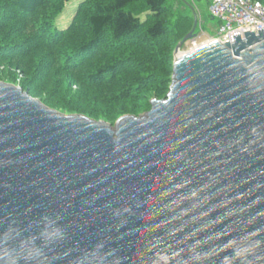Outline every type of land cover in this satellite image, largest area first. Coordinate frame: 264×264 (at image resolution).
Wrapping results in <instances>:
<instances>
[{"label":"water","instance_id":"water-1","mask_svg":"<svg viewBox=\"0 0 264 264\" xmlns=\"http://www.w3.org/2000/svg\"><path fill=\"white\" fill-rule=\"evenodd\" d=\"M114 125L0 83V264H264V30L178 57Z\"/></svg>","mask_w":264,"mask_h":264},{"label":"trees","instance_id":"trees-1","mask_svg":"<svg viewBox=\"0 0 264 264\" xmlns=\"http://www.w3.org/2000/svg\"><path fill=\"white\" fill-rule=\"evenodd\" d=\"M72 1L0 0V81L18 69L50 109L110 125L140 117L172 82V0H81L58 28Z\"/></svg>","mask_w":264,"mask_h":264},{"label":"built area","instance_id":"built-area-1","mask_svg":"<svg viewBox=\"0 0 264 264\" xmlns=\"http://www.w3.org/2000/svg\"><path fill=\"white\" fill-rule=\"evenodd\" d=\"M195 4L196 0H192ZM208 14L218 28L212 33L203 29V23L196 20L197 26L191 41V51L212 42L226 43L235 36L244 37L245 33L259 34L264 30V5L254 0H207ZM207 37L208 39H206ZM205 38L207 42L199 44Z\"/></svg>","mask_w":264,"mask_h":264},{"label":"rangeland","instance_id":"rangeland-1","mask_svg":"<svg viewBox=\"0 0 264 264\" xmlns=\"http://www.w3.org/2000/svg\"><path fill=\"white\" fill-rule=\"evenodd\" d=\"M79 1H81V0H73L71 2V4L66 9V11H64L62 16L60 17V23H57L58 28H62L63 25L67 24V22L71 20V18L75 14V11L78 7L77 4H79ZM171 5H172V7H171V9H172L171 23H173V25L176 27L175 31H177V33L180 34V39L178 41V44L193 30L194 25H195V21L197 19L203 23V29L208 34L217 30L218 22L212 21L211 18L209 17L208 8H207V6H208L207 0H196L195 4H193L192 0H185V1L172 0ZM182 17H185V18H182ZM196 24H197V22H196ZM205 38L208 39L207 37H205ZM205 38H201L198 43L202 44V43L207 42V40ZM178 44H177V46H178ZM191 48H192L191 41H188L183 46L180 53L187 54V53H189ZM173 56H174V54H173ZM10 74H13L14 76L8 77V75H6L4 80L0 81V83H6V84L13 85V86H16V87L22 89V87L24 85V81L27 80V78L24 76V74L21 73V71L18 69H11ZM26 93H28L30 95V97H32L36 100H39L44 104V100H45L44 97H36V95L34 96V95L30 94L29 91ZM168 94H169V91H168L167 95ZM167 95L160 98V99L152 98L150 101H152V100L164 101V100H166ZM48 108H50V107H48ZM52 110H55L61 114L67 115V116L79 115V114H72L71 115V114H68L66 111H63L60 109H52ZM148 111H146L145 113H147ZM145 113H142L141 116L144 115ZM79 116H84V115H79ZM124 117H126V116H124ZM94 121H96V120H94ZM96 122H103V121H96Z\"/></svg>","mask_w":264,"mask_h":264},{"label":"bare ground","instance_id":"bare-ground-1","mask_svg":"<svg viewBox=\"0 0 264 264\" xmlns=\"http://www.w3.org/2000/svg\"><path fill=\"white\" fill-rule=\"evenodd\" d=\"M171 4V3H170ZM169 4V5H170ZM172 6V5H171ZM202 20V19H201ZM204 46V45H203ZM183 55H185V54H182V53H179V55H178V57H182Z\"/></svg>","mask_w":264,"mask_h":264}]
</instances>
